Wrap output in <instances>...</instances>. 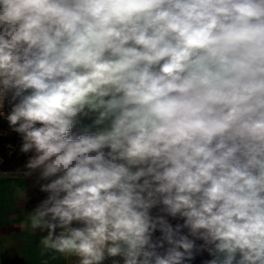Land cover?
Segmentation results:
<instances>
[{
	"label": "clouds",
	"instance_id": "1",
	"mask_svg": "<svg viewBox=\"0 0 264 264\" xmlns=\"http://www.w3.org/2000/svg\"><path fill=\"white\" fill-rule=\"evenodd\" d=\"M6 103L40 256L264 264V0H0Z\"/></svg>",
	"mask_w": 264,
	"mask_h": 264
},
{
	"label": "crops",
	"instance_id": "2",
	"mask_svg": "<svg viewBox=\"0 0 264 264\" xmlns=\"http://www.w3.org/2000/svg\"><path fill=\"white\" fill-rule=\"evenodd\" d=\"M29 179L32 180L30 183ZM21 185L27 190L28 199L24 202L16 194V187ZM47 195L40 191L36 175L23 178L22 174L0 172V264H43L44 261L47 264H75L74 257L52 259L51 253L40 256V238L46 233L32 231L26 223V212L36 208ZM208 258L207 253L198 255L191 264H203ZM108 262L118 263L119 260L108 258L103 264Z\"/></svg>",
	"mask_w": 264,
	"mask_h": 264
},
{
	"label": "trees",
	"instance_id": "3",
	"mask_svg": "<svg viewBox=\"0 0 264 264\" xmlns=\"http://www.w3.org/2000/svg\"><path fill=\"white\" fill-rule=\"evenodd\" d=\"M21 138L19 134L13 132L8 120L0 117V172L17 173V169H23L28 155L19 151ZM32 180L29 179L30 183ZM118 263L108 262L106 264H123L121 258L117 257Z\"/></svg>",
	"mask_w": 264,
	"mask_h": 264
},
{
	"label": "built area",
	"instance_id": "4",
	"mask_svg": "<svg viewBox=\"0 0 264 264\" xmlns=\"http://www.w3.org/2000/svg\"><path fill=\"white\" fill-rule=\"evenodd\" d=\"M3 112V115H0L1 118L7 120V114L11 111V105L6 103L3 109H0Z\"/></svg>",
	"mask_w": 264,
	"mask_h": 264
}]
</instances>
